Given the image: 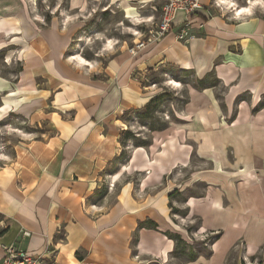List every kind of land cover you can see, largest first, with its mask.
Masks as SVG:
<instances>
[{"label": "crops", "instance_id": "1", "mask_svg": "<svg viewBox=\"0 0 264 264\" xmlns=\"http://www.w3.org/2000/svg\"><path fill=\"white\" fill-rule=\"evenodd\" d=\"M31 1L0 0V53L21 63L13 86L0 75V122L16 109L49 131H25L0 158V261L12 245L46 264H180L178 240L208 234L210 253L186 264H226L234 249L254 260L264 247V0H201L188 43L174 30L133 56L114 37L105 60L72 51L96 10L151 18L161 0H57L52 16ZM174 69L201 88L187 84L173 133L128 152L133 114L155 95L149 75ZM197 184L202 194L173 198Z\"/></svg>", "mask_w": 264, "mask_h": 264}, {"label": "rangeland", "instance_id": "2", "mask_svg": "<svg viewBox=\"0 0 264 264\" xmlns=\"http://www.w3.org/2000/svg\"><path fill=\"white\" fill-rule=\"evenodd\" d=\"M31 2L41 13L52 16L55 14L54 12H56L54 10V6L57 3V0H32ZM62 4L64 6L63 8L65 9L66 3L64 0ZM162 4V0L160 1L159 6L155 3L153 4L154 8L157 9V12L154 11V9L151 11V7L148 9L152 13L155 12L153 13V17L134 18L137 15L135 12H133L132 14L128 15V18L134 19H130L129 21H125V19L123 20V17L121 18V16L112 17L111 15L114 13H112L111 10L109 11V8L104 9L103 6H100L101 8L99 7L96 10V13L90 17V26L85 29L86 32L84 34L80 32V34L76 36L75 43L72 46V51L88 58L94 57V59H97L105 57L102 58L105 60L107 59V51H104L106 49L104 45H107L111 51H114L116 45L119 44L118 40L116 44L114 43V45L109 46L114 37H127L128 40L132 42L128 47L130 49L135 47L140 42L146 40L150 31L156 30L157 24L160 21ZM222 4L225 3L222 2ZM104 10L107 11L105 12ZM82 35L84 39L82 38ZM156 43L158 42L151 43L150 45ZM139 52L140 50L137 51V54ZM3 56L4 53H0V75L3 77L1 82H11V84L15 83L16 73H18V71L21 69V63L19 61L13 60L12 57L4 59ZM3 59L8 63V65L7 63H4ZM184 75L185 74L178 72L176 69H174L173 72L171 70L170 74H168V79H166L165 75L162 74L160 70L149 75V82H152L150 83V88H152L150 89V92H155L153 98L157 95H163V100L161 102H154L148 107H146V105L143 109L134 112V125H132V130L128 133L129 137H131V145H128V152L131 153L135 145H140L142 143L141 139L146 140L143 143L150 144L153 141L152 134L168 130L170 133H173L171 128H174V124H180V119L183 118L180 110L188 101V93L186 91L188 89L187 84H194V79L191 76ZM176 78H181L183 82H178ZM171 83H179L180 86L176 87L173 84L171 85ZM194 85L201 88V84L199 83ZM220 90L221 88H219L218 92H220ZM6 95L7 94H4V92H0V101H2ZM153 98L150 101H152ZM17 112L18 111H16V109L12 110V112H9L6 118L0 122V158H4L1 156H3L5 153H11L15 147L19 146L25 131H31V128H35L37 132L45 130L46 128L48 129L47 131H49V126H38L33 122L29 123L30 121L24 119L22 116H19V113ZM40 127H43L44 129L42 128L41 130ZM164 137L165 141L163 143L167 144L168 141L166 139L169 138L168 136ZM5 158L8 160V157ZM193 159L194 161H197L195 157ZM198 168H200V166H198ZM243 171L244 170H242L240 173ZM188 177V174H182L181 176L182 179H187ZM181 186L182 185H179V187ZM204 188L205 186L203 184H197L191 189L184 191L183 194L174 191L175 193L173 198L177 200H184L189 194L200 195L203 193ZM181 212L183 214L185 213V211ZM194 235H196V233H194L193 236ZM195 238L196 237H192L193 240L187 239V241L183 242H181L180 239L178 240L179 248L182 250V252L183 250L185 251L178 258V262L180 264H186V262L190 258H193L195 255H197V253H202V255L205 256L210 253V242L211 240L215 239V237L208 234L204 237ZM187 245L190 247L188 248ZM236 250L234 249V251L230 253L226 264H237V262L240 261H242L243 264H264V247H262L256 257H254V260L252 258L248 260L243 256L242 253ZM179 253L181 252L178 251V254Z\"/></svg>", "mask_w": 264, "mask_h": 264}, {"label": "built area", "instance_id": "3", "mask_svg": "<svg viewBox=\"0 0 264 264\" xmlns=\"http://www.w3.org/2000/svg\"><path fill=\"white\" fill-rule=\"evenodd\" d=\"M160 21L156 30L150 31L146 40L140 42L130 49V53L135 56L137 51L144 49L151 43L161 41L167 34L174 30H179L176 35L178 41L188 43L190 39L195 38V34H191L193 21L202 10L201 0H162ZM215 1V0H213ZM214 4H216L214 2ZM216 7H219L216 4ZM157 12L156 8H153ZM183 14L182 21H177L178 15ZM24 236H30L29 232H24ZM3 257L0 264H46L47 256H34L29 252L19 249L15 246H2Z\"/></svg>", "mask_w": 264, "mask_h": 264}, {"label": "trees", "instance_id": "4", "mask_svg": "<svg viewBox=\"0 0 264 264\" xmlns=\"http://www.w3.org/2000/svg\"><path fill=\"white\" fill-rule=\"evenodd\" d=\"M163 100V95H157L156 97L153 98L152 101H150L146 107L148 106H151L154 102H161ZM181 242H183L181 239H180ZM195 259V257L191 258V260Z\"/></svg>", "mask_w": 264, "mask_h": 264}, {"label": "bare ground", "instance_id": "5", "mask_svg": "<svg viewBox=\"0 0 264 264\" xmlns=\"http://www.w3.org/2000/svg\"><path fill=\"white\" fill-rule=\"evenodd\" d=\"M224 3H225V2H224ZM232 6H233V5H232ZM246 10H247V9H246ZM239 15H242V11H239ZM77 59H78L79 62L82 63V64H87V65L89 64V63L86 62L85 59H83V58H81V57H80V58H77ZM172 84H173L174 86H176V87H179V86H180L179 83H171V85H172Z\"/></svg>", "mask_w": 264, "mask_h": 264}]
</instances>
